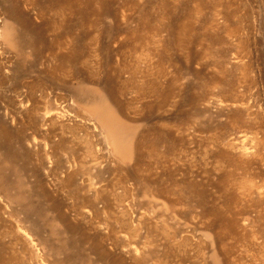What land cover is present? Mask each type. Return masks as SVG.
I'll return each mask as SVG.
<instances>
[{"label":"rangeland","instance_id":"rangeland-1","mask_svg":"<svg viewBox=\"0 0 264 264\" xmlns=\"http://www.w3.org/2000/svg\"><path fill=\"white\" fill-rule=\"evenodd\" d=\"M0 130V264H264V0H0Z\"/></svg>","mask_w":264,"mask_h":264},{"label":"bare ground","instance_id":"bare-ground-1","mask_svg":"<svg viewBox=\"0 0 264 264\" xmlns=\"http://www.w3.org/2000/svg\"><path fill=\"white\" fill-rule=\"evenodd\" d=\"M88 108H89V113L91 114V116L96 118V120L103 126V128H105L106 130L105 133L109 135V138H111L115 142L118 138L116 134L117 128L118 127L120 128L122 125L119 123V121H117L114 114L110 111V108L105 103H99V102L98 103L94 102V103L89 104ZM46 114L48 116L46 122L49 125L58 124L61 127L65 124V122L69 121V116L67 115L53 114V113L49 114L48 112ZM0 137H4V134L1 130H0ZM115 144H116L115 145L116 151L118 152V148L120 147L118 146L117 142H115ZM69 181H70V178L67 177V179L64 182L67 183L68 185Z\"/></svg>","mask_w":264,"mask_h":264}]
</instances>
